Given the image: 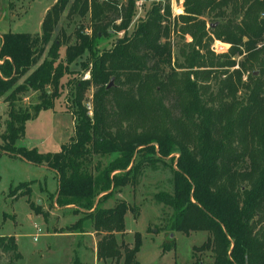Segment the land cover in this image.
I'll return each instance as SVG.
<instances>
[{"label": "trees", "instance_id": "trees-1", "mask_svg": "<svg viewBox=\"0 0 264 264\" xmlns=\"http://www.w3.org/2000/svg\"><path fill=\"white\" fill-rule=\"evenodd\" d=\"M148 1L56 0L40 32L1 35L0 97L7 118L0 155L5 151L54 171L57 189L50 199L81 214L74 228L83 232L89 220L101 233L98 260L138 264L140 233L132 246L118 239L130 206L124 199L105 202L160 164L170 170V189L153 197L171 209L169 234L205 232L193 250L209 251L210 264H264V0H182V12L174 16L172 0ZM139 9L143 15L128 32ZM64 12L88 16L94 28L88 34L78 25L74 43L59 59L68 37L54 31ZM206 14L218 19L211 28ZM120 31L110 48L97 52L99 39ZM174 32L190 38L180 49L182 63L175 64L179 71L170 64ZM215 40L228 43L225 52L213 53ZM85 51L90 60L81 65L89 77L67 81L74 136L56 152L18 147L26 121L53 106L61 78L73 73L69 65ZM89 87L91 115L84 104ZM29 90L40 92L31 110L16 105ZM0 252L10 262L20 257L14 236L0 235ZM190 264L206 263L196 256Z\"/></svg>", "mask_w": 264, "mask_h": 264}, {"label": "rangeland", "instance_id": "rangeland-1", "mask_svg": "<svg viewBox=\"0 0 264 264\" xmlns=\"http://www.w3.org/2000/svg\"><path fill=\"white\" fill-rule=\"evenodd\" d=\"M55 1L0 0V34L7 31L40 32L44 14ZM181 2L182 0H172L171 11L173 16L182 12ZM66 14L67 12H64L61 15L54 31L56 34L62 30L68 37L60 47L59 59L63 58L66 46L74 43L75 29L78 25L83 26L84 31L88 34H91L94 28V24L88 16L82 18L77 15L67 16ZM140 15H143L141 9L138 10L128 27V32L132 30ZM203 19L209 28L213 27L218 20L210 14L204 15ZM119 21L120 19H117L116 24ZM120 36H122V31L99 39L97 52L110 48L116 38ZM189 40L187 34L179 35L175 32L170 37V64L176 71L180 69L176 68L175 64L182 63L180 49ZM209 46L214 54H218L226 51L228 43L215 40ZM46 52L47 50H45L44 56L47 55ZM90 55L88 51H85L69 65V69L73 73H66L61 78L60 82L63 86L61 95L54 101L52 107L42 109L37 117L34 116L29 121L27 130L24 132L25 135L20 138L21 145L16 144L18 147L24 146L39 152H56L60 149L61 144L71 140L74 136V126L69 106L71 102L68 99L69 85L67 81L72 76L83 79L89 77V71L81 64L88 62ZM239 58L240 55L234 57L235 61ZM233 68H237V65L234 64L229 67V70ZM25 76L26 74L19 79V82L24 81ZM242 79H245V74L242 75ZM208 83L210 89L215 88L216 83H213L212 79H209ZM46 89L51 90V87L46 86ZM92 92L93 88L89 87L84 98V104L87 106L90 115L92 113ZM39 94V91L24 92L16 105L31 110L32 106L40 101ZM164 100L166 106L168 105V108L173 112L174 99L168 97ZM0 117L2 121L0 132H2L5 125L4 121L7 118V107L3 103H0ZM170 177L171 173L168 167H163L160 164L156 169L147 167L135 186L123 187L105 202V206H112L116 201L124 199L130 206L125 214V230L122 234H118V239L124 242L123 246H132L135 232L140 233L141 244L136 255L138 264H190L196 256L202 258L206 264H210L211 255L209 251L196 252L193 250V246H198L204 240L205 232L192 231L185 234L181 232L169 234L165 228L171 209L162 203H157L153 194L158 190H169ZM19 182L25 183L18 184ZM15 184H18L17 187L10 188V185ZM29 184L31 196L29 189H27ZM56 185V177L49 169L6 155L1 156L0 234L11 233L21 238L18 239L17 247L20 257L10 262V255L0 252V264H113L114 262L110 260L97 259L96 242L101 237V233L93 229L91 222L89 220L84 221V231L80 232V229L74 228V223L81 214L74 213L68 209L69 207H60L54 199H50L56 190ZM9 189V196L12 197V201L7 197ZM41 191L42 193L44 191L52 193L34 196ZM14 198L17 199L13 201ZM28 198L31 202L32 211L41 216L35 215L31 211ZM37 200L40 204H37ZM13 211L16 214V224L9 218L3 223V212H10L8 217L14 219ZM36 225L40 228L42 226V232L37 230ZM34 235L35 237H33ZM165 245H168V248H164Z\"/></svg>", "mask_w": 264, "mask_h": 264}, {"label": "crops", "instance_id": "crops-1", "mask_svg": "<svg viewBox=\"0 0 264 264\" xmlns=\"http://www.w3.org/2000/svg\"><path fill=\"white\" fill-rule=\"evenodd\" d=\"M48 9V8H47ZM3 34V33H2ZM2 34H0V40H1V35ZM1 42V41H0ZM0 103H3L4 105H6V103L3 101V99L0 97ZM42 111V110H41ZM39 114V113H38ZM37 114V115H38ZM37 115H36V117H37ZM35 117V118H36ZM32 120V118L31 119H29V120H27L26 121V123H25V131L27 130V127H28V123H29V121H31ZM25 135V134H24ZM22 140V139H21ZM19 142H20V139L18 140ZM17 141V142H18ZM16 143L17 145H21V142L20 143ZM25 144V143H24ZM62 145V144H61ZM60 148H61V146H60ZM60 150V149H59ZM58 150V151H59ZM8 156V157H11V158H15V159H19V160H22V161H26L27 163H29V164H34V163H31L30 161H27V160H25V159H22V158H19V157H17V156H12L11 154H9V153H7V152H5V151H2V154L0 155V158H1V156ZM35 165H37V164H35ZM38 166H40V167H42V168H44V169H49L51 172H52V174L53 175H55V173H54V171L53 170H51L50 168H48L47 166H45V165H38ZM56 177V176H55ZM20 183H22V182H19L18 184H20ZM18 184H15V185H10V188H12V187H14V186H16V185H18ZM56 184H57V177H56ZM31 188V187H30ZM56 189H57V185H56ZM56 191V190H55ZM54 191V192H55ZM9 192H10V189H9V191H8V194H7V197H8V199L10 200V201H12V197H10L9 196ZM53 192V193H54ZM47 193H52V192H47V191H44L43 193H42V191L41 192H39V193H37L36 195H34V196H42V195H47ZM29 194H30V196H31V193H30V189H29ZM25 196H27V195H25ZM29 196V197H30ZM6 197V198H7ZM28 197V196H27ZM17 198H14L13 199V201L14 200H16ZM27 201H28V204H29V198L27 199ZM37 201H39V200H37ZM30 206V205H29ZM68 207H71V205H68L67 207H65V208H68ZM30 209H31V207H30ZM31 211H32V209H31ZM11 212V211H10ZM10 212H3V223L9 218V219H11L13 222H15V224H16V214L14 213V211L12 212L13 214H14V219H12L11 217H8V213H10ZM33 212V211H32ZM34 213V212H33ZM4 214H5V216H4ZM35 214V213H34ZM35 215H38V216H41L40 214H35ZM38 226V225H37ZM39 227V226H38ZM40 228V227H39ZM41 228H42V226H41ZM40 228V231L42 232V229ZM40 232V233H41ZM0 235H11V236H14L15 237V241H16V244H17V247H18V243H19V241H18V239L20 240V238L21 237H17V235L16 234H11V233H7V234H0ZM36 235H37V233H36ZM90 235V234H89ZM33 237H35V235L33 236ZM18 250V249H17ZM19 252V251H18Z\"/></svg>", "mask_w": 264, "mask_h": 264}, {"label": "water", "instance_id": "water-1", "mask_svg": "<svg viewBox=\"0 0 264 264\" xmlns=\"http://www.w3.org/2000/svg\"><path fill=\"white\" fill-rule=\"evenodd\" d=\"M112 82H113V79L110 80L109 84L107 85V87L111 86L112 85ZM37 204H40L39 201H37Z\"/></svg>", "mask_w": 264, "mask_h": 264}, {"label": "built area", "instance_id": "built-area-1", "mask_svg": "<svg viewBox=\"0 0 264 264\" xmlns=\"http://www.w3.org/2000/svg\"><path fill=\"white\" fill-rule=\"evenodd\" d=\"M36 228H37L38 231L40 230V228L37 225H36Z\"/></svg>", "mask_w": 264, "mask_h": 264}]
</instances>
